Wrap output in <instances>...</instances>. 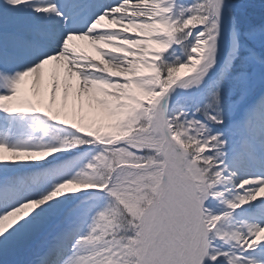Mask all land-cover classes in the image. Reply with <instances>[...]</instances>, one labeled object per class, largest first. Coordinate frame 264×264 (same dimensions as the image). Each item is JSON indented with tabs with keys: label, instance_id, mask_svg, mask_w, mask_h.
Returning a JSON list of instances; mask_svg holds the SVG:
<instances>
[{
	"label": "snow or ice",
	"instance_id": "1",
	"mask_svg": "<svg viewBox=\"0 0 264 264\" xmlns=\"http://www.w3.org/2000/svg\"><path fill=\"white\" fill-rule=\"evenodd\" d=\"M0 264H264V0H0Z\"/></svg>",
	"mask_w": 264,
	"mask_h": 264
},
{
	"label": "bare ground",
	"instance_id": "2",
	"mask_svg": "<svg viewBox=\"0 0 264 264\" xmlns=\"http://www.w3.org/2000/svg\"><path fill=\"white\" fill-rule=\"evenodd\" d=\"M76 43L81 46L83 51H85L91 55H95V53L93 52L91 46L88 44L87 41H76ZM52 71H53V69H52L51 65L46 66V75H47L48 80H51V78H52ZM186 71H187L186 69H181L180 75L183 76V74Z\"/></svg>",
	"mask_w": 264,
	"mask_h": 264
}]
</instances>
